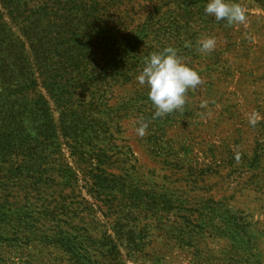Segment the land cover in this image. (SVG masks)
Listing matches in <instances>:
<instances>
[{"label":"rangeland","instance_id":"1","mask_svg":"<svg viewBox=\"0 0 264 264\" xmlns=\"http://www.w3.org/2000/svg\"><path fill=\"white\" fill-rule=\"evenodd\" d=\"M228 2L243 23L208 0H76L72 48L22 50L44 0H0L3 109L54 126L0 183V264H264V0ZM168 47L202 83L156 117L137 77Z\"/></svg>","mask_w":264,"mask_h":264},{"label":"trees","instance_id":"2","mask_svg":"<svg viewBox=\"0 0 264 264\" xmlns=\"http://www.w3.org/2000/svg\"><path fill=\"white\" fill-rule=\"evenodd\" d=\"M22 0H15L16 5ZM25 1V0H24ZM78 1V0H77ZM76 0H44L43 5L33 14V21L30 23L29 27H27V31L21 30L24 42H20L22 45V50L25 47V42L29 45L30 50H34L39 48H43V40L48 39L53 45H57L59 42V38L64 35L68 36L67 40L60 41L61 46H63L62 42L69 41L70 45L63 46V48H72V43L75 41L76 28H74L75 15L72 14L75 12V4ZM73 5V7H72ZM86 17H89V15ZM2 15L0 16V19ZM26 19V18H25ZM3 26L1 25L0 29V42H3ZM16 40H19L16 38ZM42 51V50H41ZM62 90L61 94H65ZM6 103L5 98L0 96V183H13L15 180L20 179V171L21 165L27 155L28 147L34 145H43L47 143L53 135H48L49 131L54 130V126L52 124L47 125V129H43L41 125L37 124L38 128H33L31 126L33 120L31 119L30 123L20 119L19 114L13 116L11 111L4 110V105ZM63 111H61V115L63 118L67 119L68 125L73 121L70 116H72V111L66 108V104H63ZM41 108V107H40ZM41 109H37L34 112L28 113V119L40 117L39 112ZM47 107L44 104V112L43 116L45 118V112L47 111ZM19 119V121L16 118ZM46 117H50L48 111L46 112ZM10 120L13 121L12 125L15 129L11 128ZM47 118H45V122ZM26 123V124H25ZM51 123V119H50ZM70 128L69 126L67 129ZM37 130V131H36ZM11 159V166L9 171L6 172L3 170L4 160L5 158ZM19 158L21 160L19 161ZM31 173V177H28L29 189L35 187L38 183V180L35 179V175L32 174V167L26 168ZM12 171V174H10ZM12 180V181H11ZM25 187H23L24 189ZM6 210L4 207L0 205V225H4L6 222Z\"/></svg>","mask_w":264,"mask_h":264},{"label":"clouds","instance_id":"3","mask_svg":"<svg viewBox=\"0 0 264 264\" xmlns=\"http://www.w3.org/2000/svg\"><path fill=\"white\" fill-rule=\"evenodd\" d=\"M205 13L215 17L216 21H227L229 24L243 23L246 19L244 10L228 0H208ZM215 43L214 38L200 41V51L211 52ZM137 80L141 86L147 85L149 99L156 109V117L182 108L186 102L187 91L202 83L199 73L187 66L172 47L151 54ZM146 128L147 124H143L138 129L139 134L144 135Z\"/></svg>","mask_w":264,"mask_h":264}]
</instances>
